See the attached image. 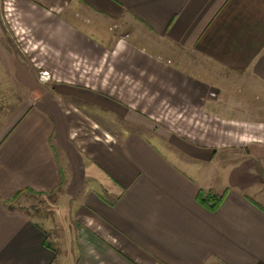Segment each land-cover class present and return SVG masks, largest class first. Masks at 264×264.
Here are the masks:
<instances>
[{"label":"crops","instance_id":"0c3cea01","mask_svg":"<svg viewBox=\"0 0 264 264\" xmlns=\"http://www.w3.org/2000/svg\"><path fill=\"white\" fill-rule=\"evenodd\" d=\"M16 1L17 23L39 55L53 51L51 65H63L82 52L102 74L100 91L37 80L21 57L2 53L0 22V264H63L67 255L73 264H264V193L257 201L253 190L209 183L207 194L221 196L211 211L198 201L201 186L155 148L164 142L177 160L197 162L204 183V165L228 159L217 153L222 139L194 129L208 128L210 116L231 135L238 123L264 125V0ZM63 93L100 103L145 136L121 121L118 134L110 124L111 136L76 140L79 118L66 109L88 119L90 105L67 107ZM130 111L148 115L150 128L125 119ZM249 148L260 173L264 144ZM53 192L80 196L66 204L70 233L16 205Z\"/></svg>","mask_w":264,"mask_h":264},{"label":"rangeland","instance_id":"374dc122","mask_svg":"<svg viewBox=\"0 0 264 264\" xmlns=\"http://www.w3.org/2000/svg\"><path fill=\"white\" fill-rule=\"evenodd\" d=\"M18 4L16 0H0V7H1V14H0V22L1 26L5 32L2 37L4 39V45L6 48L3 49L2 53L6 55L11 54L20 60L25 62L24 66L28 70H30L31 74L37 78V80L41 81V78H48L45 80L46 83H53L57 81L58 83H67L68 85L73 86H88L92 87L95 90H101V74H102V66L98 65L97 62L94 60H90L84 53L79 52L77 55H70V58L63 60V65H51L54 63V56L52 55L53 51L46 50L42 51L41 55H39V50L37 49L36 43H31L28 40V35L24 34L22 29L20 28V24L17 23L16 17L19 16V11L17 8ZM8 7V9H6ZM13 31H15L17 36H14ZM8 41V44H7ZM7 44V45H6ZM23 44V45H22ZM36 46V47H34ZM40 58H39V56ZM34 58V59H33ZM95 59V58H94ZM41 60H45L48 64L44 65H37L36 62ZM47 75H43L46 73ZM0 76L3 78L5 77V70L4 67L1 65L0 62ZM7 77V76H6ZM5 82L2 80V87L4 89L9 88V82ZM98 93V92H97ZM100 94V93H99ZM62 99L64 100V104L68 107L71 104V100L76 98L66 96L65 93L62 95ZM101 101L100 99H98ZM17 101V97L15 98V103ZM78 104L75 106L77 109L82 108L86 109V105L89 109H86V113L90 116L88 119L80 113L73 112L71 108L66 109L70 113H75L77 119L79 118V123L77 126V130H75L74 137L76 140H84L86 141L89 138H93V136L101 135L106 136L109 135L105 132V128L109 127V132L113 134H118L122 129L120 128L119 124L122 121L124 130L129 131V129L134 132H137L143 136L145 133L142 130L132 128L129 123L126 124L123 122L124 120L120 118V116L115 113H108L103 111L100 103H90L88 100H81L76 99ZM80 107V108H79ZM132 110V109H131ZM98 111V112H97ZM133 111V110H132ZM130 111L127 112L126 116L124 117L127 120H132L134 118L136 121L146 123L145 125L150 128V123L147 121L146 117L148 115L142 116H135L131 114ZM73 114L72 116H74ZM87 116V115H86ZM170 116L168 119L163 116L165 120H175L181 121L182 115H175V114H167ZM198 118L196 114L194 116ZM92 119L98 121L94 123ZM209 125L206 129H194L192 132L194 133H203V138L206 140L216 141L217 139H222L221 142L222 146H217V153L221 157L228 159L225 162H221V159H218L219 162H214L213 165L205 164V169L203 173L208 174L207 180L204 183L202 179V170L199 169L195 171L194 168L197 165V162L190 161L184 162L182 160H177L174 157V151L169 146L165 145L164 142H160L155 137L148 136L150 140L159 141L155 142V148L158 149L161 157L164 159V155L168 158L175 166L179 168V170L185 175H189L197 185L201 186V189L205 195H207L208 189L207 186L209 183H212V187L217 190H223L226 187H236L244 191V193H248L251 195V191H255L257 196H252L255 200H259V198L264 193V160L260 161V164L263 166V170L258 173L256 170V163L254 164L250 160L247 159V155L251 154V150L249 145H255L256 143H263L264 144V125L260 124L258 126H250L252 128H247L245 125H241L240 123L236 124L237 134L234 135L230 133L228 129H220L217 127V121L214 116L208 117ZM161 125V124H159ZM162 127H165L162 125ZM89 128V129H87ZM258 128V129H257ZM236 130V129H235ZM123 131V130H122ZM232 132V131H231ZM243 132L246 133V137L251 141L246 143L242 142L240 139V135ZM106 134V135H105ZM111 136V135H109ZM224 140H227V143H224ZM253 142V143H252ZM231 143V144H230ZM230 144V145H229ZM225 145V146H223ZM234 145V146H231ZM219 149V150H218ZM217 156V157H219ZM217 159V158H216ZM216 161V160H215ZM201 164V163H200ZM249 170H255V173L252 176V173H247ZM211 173L212 179H210L209 173ZM97 191H101L99 188L95 189ZM80 199L76 197L72 200H64L56 195L54 192L50 193L49 195H27L24 198L18 200V206L22 208V210L34 220L42 221L43 224L47 223L51 226L55 225H66L68 226V233H70V222L69 218L65 213L68 211L67 202L70 205L73 203H78ZM72 201V203H71ZM22 205V206H21ZM52 228H50V232ZM54 232V231H53ZM56 235V234H55ZM57 236V235H56ZM50 238L53 241V234L50 233ZM57 245V244H56ZM73 244H70L72 246ZM58 246V245H57ZM62 252V251H61ZM67 254H69V244L67 245ZM73 258L70 259V255H67L63 259V264H73ZM212 264V263H210ZM214 264H217L216 262Z\"/></svg>","mask_w":264,"mask_h":264},{"label":"trees","instance_id":"16d2710c","mask_svg":"<svg viewBox=\"0 0 264 264\" xmlns=\"http://www.w3.org/2000/svg\"><path fill=\"white\" fill-rule=\"evenodd\" d=\"M198 201L207 209L213 211L218 207L219 202L221 201V196H215L212 193H208L207 195H205L200 192Z\"/></svg>","mask_w":264,"mask_h":264},{"label":"built area","instance_id":"2783aa9c","mask_svg":"<svg viewBox=\"0 0 264 264\" xmlns=\"http://www.w3.org/2000/svg\"><path fill=\"white\" fill-rule=\"evenodd\" d=\"M6 9H8V7H6ZM43 75H47V72L46 73H43Z\"/></svg>","mask_w":264,"mask_h":264}]
</instances>
